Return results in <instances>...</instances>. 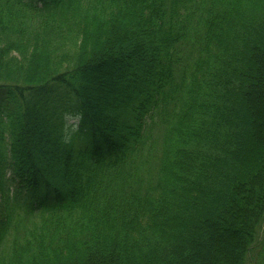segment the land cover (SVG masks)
I'll return each instance as SVG.
<instances>
[{"label":"trees","instance_id":"1","mask_svg":"<svg viewBox=\"0 0 264 264\" xmlns=\"http://www.w3.org/2000/svg\"><path fill=\"white\" fill-rule=\"evenodd\" d=\"M0 264H264V0H0Z\"/></svg>","mask_w":264,"mask_h":264},{"label":"rangeland","instance_id":"2","mask_svg":"<svg viewBox=\"0 0 264 264\" xmlns=\"http://www.w3.org/2000/svg\"><path fill=\"white\" fill-rule=\"evenodd\" d=\"M69 122H70V123H77V119H70ZM256 253H257V251L254 252L253 259L255 258Z\"/></svg>","mask_w":264,"mask_h":264}]
</instances>
